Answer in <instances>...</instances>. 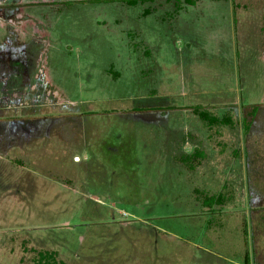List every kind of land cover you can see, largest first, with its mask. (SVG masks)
Masks as SVG:
<instances>
[{
	"label": "rangeland",
	"instance_id": "1",
	"mask_svg": "<svg viewBox=\"0 0 264 264\" xmlns=\"http://www.w3.org/2000/svg\"><path fill=\"white\" fill-rule=\"evenodd\" d=\"M0 264H264V0H0Z\"/></svg>",
	"mask_w": 264,
	"mask_h": 264
},
{
	"label": "trees",
	"instance_id": "2",
	"mask_svg": "<svg viewBox=\"0 0 264 264\" xmlns=\"http://www.w3.org/2000/svg\"><path fill=\"white\" fill-rule=\"evenodd\" d=\"M196 109H194V111L196 110L195 113L198 114L199 109L198 108H196ZM198 115H199L200 118L204 117V113L203 112H200ZM224 122H226V121H224ZM228 122H230V121L228 120ZM204 158H205V153L203 152V150L195 149L191 154L187 155L182 160L186 163V165H189L190 168L192 169L191 162L193 160L197 159V164L199 165ZM203 203L206 206H212V205H214L216 203H219V200L218 199H214V198H208V199H205L203 201Z\"/></svg>",
	"mask_w": 264,
	"mask_h": 264
}]
</instances>
